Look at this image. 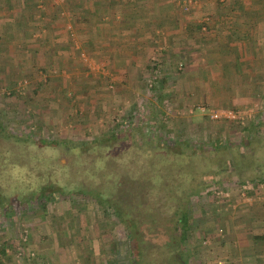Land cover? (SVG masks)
Returning a JSON list of instances; mask_svg holds the SVG:
<instances>
[{
	"label": "rangeland",
	"instance_id": "rangeland-1",
	"mask_svg": "<svg viewBox=\"0 0 264 264\" xmlns=\"http://www.w3.org/2000/svg\"><path fill=\"white\" fill-rule=\"evenodd\" d=\"M229 1L214 3L226 8ZM200 3L181 0L179 8L188 11ZM202 21L207 30V12ZM1 51L16 62L22 53ZM5 55L1 62L9 60ZM177 63V69L176 64L148 65L138 96H116L126 89L117 86V74L105 64L80 69L77 88L65 81L73 78L67 70L33 65L28 71L26 65L0 63V191L9 194L0 207V264H133L129 240L134 241L138 264H229L228 258L206 255L209 245L197 236V220L202 219L201 209L209 219L211 205L222 203L238 185L250 184L240 167L255 163L261 153L264 113L257 115L250 106L207 103L196 106L245 113L239 120H213L191 105L183 108L184 114L172 113L160 76L166 68L179 72L184 64ZM91 77L102 80L90 97ZM244 134L251 149L244 145ZM18 139L39 147L31 152L29 145L19 147ZM57 139L79 147L59 154L64 155L63 167L41 161L50 156L42 144ZM95 163L115 169L101 170ZM256 177L264 180V171ZM73 180L80 188L94 185L104 191L110 203L82 195ZM16 183L44 190L45 199L17 198L9 193L10 184ZM182 215L188 225L185 239L179 240L182 224L177 219Z\"/></svg>",
	"mask_w": 264,
	"mask_h": 264
},
{
	"label": "crops",
	"instance_id": "crops-1",
	"mask_svg": "<svg viewBox=\"0 0 264 264\" xmlns=\"http://www.w3.org/2000/svg\"><path fill=\"white\" fill-rule=\"evenodd\" d=\"M199 1L187 11L179 8L181 0H0V58L3 49L22 52L18 62L5 55L9 60L0 63L26 65L28 71L33 65L67 70L73 77L65 80L70 86L81 80L80 69L105 64L117 74V86L127 91L116 96H138L148 65L176 64L177 69L180 61L179 72L166 68L162 74L156 68L172 113L207 103L250 106L263 114L264 0H232L226 8L215 0ZM206 12L207 30V22H201ZM95 78L89 81L90 97L102 80ZM243 141L248 148L247 134ZM260 152L255 163L240 167L250 182L246 190L238 185L240 190L211 205L209 219L200 210L197 236L209 245L208 257L264 264V180L256 177L264 171V145ZM239 175L234 171V177Z\"/></svg>",
	"mask_w": 264,
	"mask_h": 264
},
{
	"label": "trees",
	"instance_id": "trees-1",
	"mask_svg": "<svg viewBox=\"0 0 264 264\" xmlns=\"http://www.w3.org/2000/svg\"><path fill=\"white\" fill-rule=\"evenodd\" d=\"M68 29L71 30L70 28H68ZM11 84H14V83L11 82ZM36 87H39V86H36ZM35 91H37L36 88H35ZM11 93H12V91H11ZM50 94H53V93H50ZM50 98H53V97H50ZM18 140H16V141H17L19 147L20 146H27V145H29V148H31V152H33L35 149H38V147H39L34 142L30 141L29 139H27V140H20V139H18ZM42 146L45 147V150L49 151V155H50L49 157H43L42 158L43 160H41L42 163L49 164V163H51V162L54 161V163L57 164L60 167H63V165H64V161L62 159V157L64 155L59 156V154H67L70 151H78V149H79L78 146L68 144V143L64 142L63 139L62 140L57 139V140H54V141H50L49 143L48 142L47 143H43ZM102 157H104V156H102ZM35 160H36V158L33 157V159L31 160V162L32 161H35ZM106 160L111 161L110 158H107ZM14 165H15L14 167H18L19 166V164H14ZM95 165L98 166V167H101L100 166V163H95ZM109 167L110 166H106L104 164L103 167H101V170L102 169L104 170L105 168H109ZM110 168L115 169V165L112 166V167H110ZM110 173L111 174H103L102 179L107 180L106 178H109V176L112 175V170H111ZM15 179L17 180L18 178H15ZM87 179H89V177ZM20 181L21 180H19L18 182H20ZM13 182H16V181L14 180ZM19 184L20 183H18V184L16 183L14 185H11L10 184L11 189H10V192L9 193H12L13 195L15 194V196L17 198H20V199H22L24 201H28V202L43 201L45 199L46 192L44 190H42L40 188L28 189L30 187H28L26 189H23V188L20 187ZM71 184H73V186L77 189V191L79 193H81L82 195L83 194H86V195H92L93 194L95 196L94 198L97 200L98 203H102V202H109L110 203L109 198L106 195H104L105 194L104 191L101 190V192H98L97 191L98 190L97 187H95L94 185L90 186L91 188H94L93 190L91 188H90V190H87V189L80 188L81 187L80 186L81 184L78 183V182H76V180H73V182H71ZM59 185L61 187L63 185L65 187V190H67V191H70L72 189V188H69V186H66L65 183H60ZM7 196L3 195V193L0 191V207H3L5 205L4 204V201H5V198ZM10 208L12 209V207H10ZM187 220H188L187 216H184V215L178 217V219H177V222H179V223L182 224V226L179 229L181 231V235L179 237V240L184 239V234L186 232V226H187V223H188ZM129 229H130L129 233L130 232L131 233L135 232V229L132 227V225L129 226ZM131 233H130V235H132ZM129 244H130V248H131L132 254H133V256H132L133 262L132 263L133 264H138V259L134 255V250H135L134 241L129 240ZM1 250L3 251L2 253H4V247H2ZM180 255H181V253H180Z\"/></svg>",
	"mask_w": 264,
	"mask_h": 264
},
{
	"label": "built area",
	"instance_id": "built-area-1",
	"mask_svg": "<svg viewBox=\"0 0 264 264\" xmlns=\"http://www.w3.org/2000/svg\"><path fill=\"white\" fill-rule=\"evenodd\" d=\"M196 109H198L203 114L207 115L210 119L213 120H239L242 119L244 115V111H235L228 108H206L205 106L198 105L196 106ZM194 109H190V112H193ZM242 188H246L245 185L242 186Z\"/></svg>",
	"mask_w": 264,
	"mask_h": 264
}]
</instances>
